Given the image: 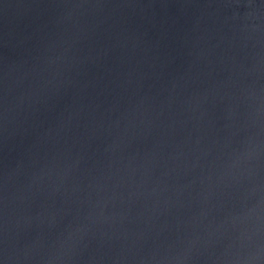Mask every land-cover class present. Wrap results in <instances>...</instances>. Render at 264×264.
I'll return each mask as SVG.
<instances>
[{
  "label": "water",
  "instance_id": "obj_1",
  "mask_svg": "<svg viewBox=\"0 0 264 264\" xmlns=\"http://www.w3.org/2000/svg\"><path fill=\"white\" fill-rule=\"evenodd\" d=\"M0 264H264V0H0Z\"/></svg>",
  "mask_w": 264,
  "mask_h": 264
}]
</instances>
